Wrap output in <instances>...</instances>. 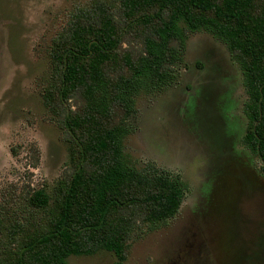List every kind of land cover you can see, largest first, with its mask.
I'll return each mask as SVG.
<instances>
[{
    "label": "trees",
    "instance_id": "1",
    "mask_svg": "<svg viewBox=\"0 0 264 264\" xmlns=\"http://www.w3.org/2000/svg\"><path fill=\"white\" fill-rule=\"evenodd\" d=\"M196 32L224 43L243 71L241 144L264 172V0L84 4L52 40L43 93L66 134L70 171L51 193L13 188L1 196L0 264H69L100 251L124 264L138 228L179 213L188 185L155 166L131 165L125 142L139 98L178 81Z\"/></svg>",
    "mask_w": 264,
    "mask_h": 264
},
{
    "label": "rangeland",
    "instance_id": "2",
    "mask_svg": "<svg viewBox=\"0 0 264 264\" xmlns=\"http://www.w3.org/2000/svg\"><path fill=\"white\" fill-rule=\"evenodd\" d=\"M95 1L0 0V199L13 188L51 193L70 171L66 134L43 93L52 40ZM185 58L175 84L139 98L125 153L139 169L181 177L188 191L174 218L133 233L124 264H264V172L241 144L248 123L243 71L205 32L189 33ZM68 262L117 258L100 251Z\"/></svg>",
    "mask_w": 264,
    "mask_h": 264
},
{
    "label": "flooded vegetation",
    "instance_id": "3",
    "mask_svg": "<svg viewBox=\"0 0 264 264\" xmlns=\"http://www.w3.org/2000/svg\"><path fill=\"white\" fill-rule=\"evenodd\" d=\"M261 177H264L263 175Z\"/></svg>",
    "mask_w": 264,
    "mask_h": 264
}]
</instances>
